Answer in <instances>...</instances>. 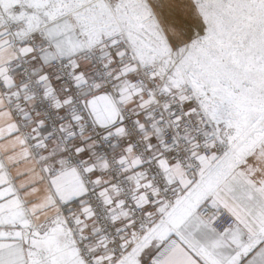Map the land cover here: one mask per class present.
<instances>
[{
    "label": "snow or ice",
    "instance_id": "snow-or-ice-1",
    "mask_svg": "<svg viewBox=\"0 0 264 264\" xmlns=\"http://www.w3.org/2000/svg\"><path fill=\"white\" fill-rule=\"evenodd\" d=\"M84 2L37 0L39 22L18 21L16 47L0 59V88L12 97L36 95L29 81L17 84L10 74L9 65L22 57L44 66L59 60L68 69L72 87L60 91L53 80L63 76L34 69L40 95L55 112L77 103L73 89L80 94L70 121L56 129L63 142L51 152L47 139L55 133L41 139L45 120H36L26 138L11 124L9 135L21 145L31 139L43 149L40 172L47 175L18 185L0 161V264H264V0H91L89 11L105 18L100 31L82 22ZM11 6L0 0V9ZM146 30L157 33L158 46L140 40ZM73 34L83 41L63 49L59 38ZM37 35L46 42L39 50L30 43ZM12 44L0 38V48ZM97 50L102 72L92 71L85 55ZM100 100L111 104L110 117L96 112ZM129 106L143 154L127 139ZM4 108L0 97V116ZM88 124L119 147L114 160L94 151L98 141L84 135ZM78 132L80 141L68 147ZM113 163L130 174L134 191L127 199L101 178ZM65 170L90 178L104 218L123 226L117 237L93 227L95 242L81 245L98 209L86 183L59 192L55 178ZM41 180L48 190L26 199Z\"/></svg>",
    "mask_w": 264,
    "mask_h": 264
},
{
    "label": "built area",
    "instance_id": "built-area-1",
    "mask_svg": "<svg viewBox=\"0 0 264 264\" xmlns=\"http://www.w3.org/2000/svg\"><path fill=\"white\" fill-rule=\"evenodd\" d=\"M21 11H19L20 13ZM12 13L18 14L17 10H13ZM12 26V23H11ZM9 30V27L5 26L3 24L1 30H4L6 33V30ZM13 29V27H12ZM6 37H9L10 40L13 41L12 48L14 49L16 47V40L14 41L12 37L8 36V33ZM30 43L34 47H36L38 50L46 43L44 40L41 39V37L38 39L37 37H34ZM39 52L37 53V55ZM87 57L90 58V64L88 67L92 69V71H99L102 72L103 69L101 68L102 61L100 60L101 53L100 51H95L92 53H86L85 54ZM19 65V67H17ZM10 68V74L15 78L17 84H20L24 81H29L30 82V89L32 92L36 93L35 97L32 101V108L33 111L36 115L39 116L40 119H43L46 121L48 131H54V135L51 137H48L47 143L49 145L48 151L51 152L54 148L58 147L60 143L63 142V134H61L59 131H57V127L61 122H64L67 124L70 119H71V112L73 108H78L79 107V101H80V94L77 92V90L73 89L72 94L76 96L77 98V103L74 105L69 106L67 109H65L63 112L57 113L55 112L52 107L50 106L49 102L45 101L41 95H40V90L39 87L35 84V75H34V69L35 70H40L43 69L46 72L49 73L50 76H56L57 74L63 76L62 81H54L55 87L57 91L62 90L65 86L71 88L72 87V82L70 78L67 75L68 69L64 67L63 62L56 60L55 62L51 63L49 65V68L46 69L43 65L35 66L33 59L30 58H25L22 57L19 60H13L12 63L9 65ZM12 90H9L7 88H0V92L4 100L6 101L9 109L12 111L13 116L15 118L16 123L19 125L20 128V134L22 135L23 138L26 137H31L32 136V131H31V125H30V119L22 114L20 111L19 107L26 105L27 100L24 99V95L21 94L19 99L16 97H12L10 95ZM11 99V103H8V100ZM83 111V109H80ZM124 115L127 118L129 122V136L127 139L133 140L136 143V150L139 153L144 152V142L140 138V136L136 133L134 127L131 124V121L135 119V116L133 115V110L132 107H128L124 110ZM59 116L63 117V121L58 119ZM45 132V133H47ZM43 134L41 133V139H43ZM85 136H91L93 140L98 141L97 145L95 146L94 151L99 153V154H106L109 158V160H114L115 155H117L120 151L119 147L113 149L111 147L112 141H103L100 139V137L103 135V132L97 128H94L91 126V124H88L87 127L85 128L84 131ZM81 139V134L78 132L77 136L75 138V141H68L67 146L71 147V145L75 142H79ZM36 142L29 139L28 142L26 143V146L31 152L32 157L37 163V166L40 170V156L43 154V149L39 147H35L34 144ZM52 161L48 162V166H51ZM68 170H65L66 172ZM63 172V173H64ZM47 175L46 173H44ZM62 173L58 172V175ZM132 174V173H131ZM57 175V176H58ZM79 175V174H78ZM130 174L125 172L123 168H121L119 165L113 163L111 168L107 171V176L110 178V181H112L113 184H116L119 189H120V195L127 199L134 191V185L133 183L128 179V176ZM80 177V180L82 183L88 184L89 188V195L87 199L91 202L93 207H96L98 209L97 217H96V224L97 227L102 230V232L106 235L109 236V238H114L117 237L116 233V228L118 227L117 225H113L109 223L104 217H105V212L103 211L100 201L98 197L96 196V192L94 190L95 186L89 183V177ZM50 179V178H49ZM131 202H129V208H131ZM72 212L76 211L79 212V207L76 205L71 206ZM135 215L137 218L141 217V213L138 211H135ZM95 235L92 237H89V239L82 240L81 245H90L95 242Z\"/></svg>",
    "mask_w": 264,
    "mask_h": 264
},
{
    "label": "crops",
    "instance_id": "crops-1",
    "mask_svg": "<svg viewBox=\"0 0 264 264\" xmlns=\"http://www.w3.org/2000/svg\"><path fill=\"white\" fill-rule=\"evenodd\" d=\"M1 28L2 26H0V31H4L1 30ZM0 38L9 39V37L6 36ZM59 42L62 48L65 50L74 45L79 44L75 34H73L70 37L67 35L61 36L59 38ZM12 50H13L12 46L7 49L0 48V59H7L8 56L11 55ZM33 62L35 66L42 65L39 59H35L33 60ZM44 67L48 69L49 65ZM54 81L55 80H53V83ZM0 97H2L1 92H0ZM5 104H6V108L2 109V111L5 112V115L0 116V137H2L0 138V161H3V163L7 167V171L9 172L10 176L15 179L18 185L22 183H30L34 179L40 180L42 176H46V175L40 172L37 163L32 157L31 152L26 146V144L21 145L19 140L17 139V136L9 135V132L12 130L11 124L13 123V121L16 123V121L6 101ZM32 104H33L32 101H27L26 105L19 107L22 114L30 119L31 129L34 126L35 121L40 119L39 116L34 113ZM95 110L100 114L101 117H110L112 114L111 104L105 100H100L96 102ZM9 112L10 115H8ZM26 113L27 115H25ZM47 131H48V127L41 129V133H45ZM18 136L23 138L20 132L18 133ZM25 150H27V152L29 153L27 157H25L24 155ZM9 157H12V159L10 160ZM18 173H24V175H18ZM100 175L102 179L110 180V178H108L107 176V171L101 172ZM132 175H134V173H132ZM55 179L57 180L56 187L58 188L59 192L62 194H69L75 192L82 185V181L80 180L78 173L72 170H68L58 175ZM38 188L39 191L37 193H29L26 199H34L43 195L48 190V180H41V183H39ZM74 205L79 207L78 204L74 203ZM73 213H78V212L74 211ZM47 214L51 215L52 213L51 211H49ZM42 218L43 216H41V219ZM117 226L123 227L122 225H117ZM93 227H97L96 222L94 223L89 222L85 234L89 232L92 233ZM67 255L69 258L71 257L70 252H68Z\"/></svg>",
    "mask_w": 264,
    "mask_h": 264
},
{
    "label": "bare ground",
    "instance_id": "bare-ground-1",
    "mask_svg": "<svg viewBox=\"0 0 264 264\" xmlns=\"http://www.w3.org/2000/svg\"><path fill=\"white\" fill-rule=\"evenodd\" d=\"M23 3L22 11L18 14L12 13L10 11V8L16 4V3ZM37 0H11L12 6L7 8V9H0V17H2L5 21L4 25L9 26L10 31L8 33L9 36H12L13 40L15 41V34L16 30L12 29V26L10 25V22L12 21H21V20H26L27 18L31 17L33 20V23L39 22V9L34 8L35 3ZM86 3V2H85ZM29 4H31V8H33V11H29ZM90 5L88 6V3L85 5H82L78 9V11L82 14L81 15V20L83 23L87 24V26L93 27V24H95V29L96 31H100L103 28L104 25V17H102L101 12L99 9H96L94 11H89ZM87 12V13H85ZM130 14H132V10H130ZM95 22V23H92ZM9 24V25H8ZM89 24V25H88ZM144 35V37H143ZM140 40L143 41L145 46H152L151 39H154V43H156V40H159L160 37L157 35L156 32L151 31V30H146L143 31L142 33L139 34ZM160 43V40H159ZM12 214L10 213L8 216L5 217V219H11ZM54 246V245H53Z\"/></svg>",
    "mask_w": 264,
    "mask_h": 264
},
{
    "label": "rangeland",
    "instance_id": "rangeland-1",
    "mask_svg": "<svg viewBox=\"0 0 264 264\" xmlns=\"http://www.w3.org/2000/svg\"><path fill=\"white\" fill-rule=\"evenodd\" d=\"M85 2L86 3H88V6L91 4V0H85ZM83 3V5H85L86 3ZM171 2L172 3H183L184 2V0H171ZM23 5V3H16V4H14L11 8H10V11L12 12L13 10H17V13H19V11H22V6ZM29 8H31V4H29ZM85 13H87V12H85ZM11 23H12V27H13V30H17V27H18V22H16V21H12V22H10V25H11ZM92 23H95V22H92ZM9 25V24H8ZM89 25V24H88ZM3 26V25H2ZM22 26V25H21ZM9 27V26H8ZM88 28L90 29V30H92V31H96V29H95V24H93V27H91V26H88ZM7 31V33H9V31H10V28H9V30L7 29L6 30ZM9 36V35H8ZM10 37H12V36H10ZM38 39L40 38V36L39 35H37L36 36ZM143 37H144V35H143ZM76 38H77V41H78V43H81L82 41H83V37H77L76 36ZM10 39V38H9ZM160 40V39H159ZM159 40H156V43H154V39H151V42H152V45L153 46H158L159 45ZM87 237H88V239H89V237H92V236H94L93 235V233H91V232H89V233H87V234H85Z\"/></svg>",
    "mask_w": 264,
    "mask_h": 264
}]
</instances>
